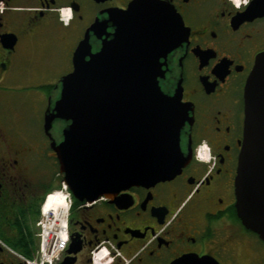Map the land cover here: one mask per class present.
<instances>
[{"label":"flooded vegetation","instance_id":"1","mask_svg":"<svg viewBox=\"0 0 264 264\" xmlns=\"http://www.w3.org/2000/svg\"><path fill=\"white\" fill-rule=\"evenodd\" d=\"M134 0H0V264H31L49 193L70 201L69 241L53 264H264V239L239 215L235 179L245 86L264 52V0H143L157 33L182 21L159 58L160 86L185 115L180 170L92 201L65 183L54 144L71 120L46 114L82 43L90 60ZM70 9V13L67 10ZM22 72V74H19ZM44 86L14 102L13 83Z\"/></svg>","mask_w":264,"mask_h":264},{"label":"water","instance_id":"2","mask_svg":"<svg viewBox=\"0 0 264 264\" xmlns=\"http://www.w3.org/2000/svg\"><path fill=\"white\" fill-rule=\"evenodd\" d=\"M134 0L116 15L115 38L85 59L82 43L74 69L62 78L60 98L46 114L71 120L54 148L65 183L90 201L132 184H150L177 173L180 128L185 115L164 93L159 58L180 39L182 21L159 34L151 10ZM244 138L235 179L237 207L244 223L264 239V52L256 57L245 86Z\"/></svg>","mask_w":264,"mask_h":264},{"label":"built area","instance_id":"3","mask_svg":"<svg viewBox=\"0 0 264 264\" xmlns=\"http://www.w3.org/2000/svg\"><path fill=\"white\" fill-rule=\"evenodd\" d=\"M60 196L61 194L50 193L47 197L43 208L44 220L41 222L39 231L40 244L38 255L35 259L28 260L31 264L55 263L68 244V213L70 201L64 195L65 207L57 206L48 210L46 206L50 201L56 200Z\"/></svg>","mask_w":264,"mask_h":264},{"label":"rangeland","instance_id":"4","mask_svg":"<svg viewBox=\"0 0 264 264\" xmlns=\"http://www.w3.org/2000/svg\"><path fill=\"white\" fill-rule=\"evenodd\" d=\"M19 74H22V72H19ZM8 91L10 93V96L14 102H20L21 100L29 99L34 96H40L41 105L44 106L47 94H48V88L44 86H26L25 84L16 82L12 85L8 86Z\"/></svg>","mask_w":264,"mask_h":264},{"label":"bare ground","instance_id":"5","mask_svg":"<svg viewBox=\"0 0 264 264\" xmlns=\"http://www.w3.org/2000/svg\"><path fill=\"white\" fill-rule=\"evenodd\" d=\"M47 209H52L53 207H65V200H64V194H61V196L59 198H57L56 200H52L50 201L47 205Z\"/></svg>","mask_w":264,"mask_h":264},{"label":"clouds","instance_id":"6","mask_svg":"<svg viewBox=\"0 0 264 264\" xmlns=\"http://www.w3.org/2000/svg\"><path fill=\"white\" fill-rule=\"evenodd\" d=\"M68 11V13H70V9L69 10H67Z\"/></svg>","mask_w":264,"mask_h":264}]
</instances>
